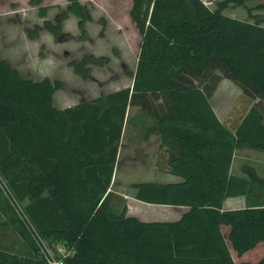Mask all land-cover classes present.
Listing matches in <instances>:
<instances>
[{
	"label": "trees",
	"instance_id": "trees-1",
	"mask_svg": "<svg viewBox=\"0 0 264 264\" xmlns=\"http://www.w3.org/2000/svg\"><path fill=\"white\" fill-rule=\"evenodd\" d=\"M67 1L55 24H45L57 38L69 13L86 34L84 6ZM254 1L264 10V0H223L216 9L203 0H133L142 43L132 87L64 109L55 105L61 81L25 78L0 58V173L41 237L74 252L68 264H264V177L252 166L232 173L238 149L264 152V19L252 13ZM231 4L248 8L253 21L226 15ZM50 9L41 7V17ZM107 62L90 54L72 64L90 77L91 66ZM215 70L242 89L230 124L212 106L215 87L188 77ZM160 95L162 110L150 102ZM130 106L154 120L144 138L160 135L156 168L181 178L131 188L140 201L188 207L178 221L129 216L126 200L109 190ZM235 197L246 207L224 209ZM6 204L29 248L0 243V264H48Z\"/></svg>",
	"mask_w": 264,
	"mask_h": 264
},
{
	"label": "rangeland",
	"instance_id": "rangeland-1",
	"mask_svg": "<svg viewBox=\"0 0 264 264\" xmlns=\"http://www.w3.org/2000/svg\"><path fill=\"white\" fill-rule=\"evenodd\" d=\"M88 15L86 34L80 28V20L69 13L62 27V36L55 37L45 26L46 22L55 24L61 11L68 10L67 0H0V58L9 61L25 77L41 80L49 77L59 80L63 88L55 94V105L64 109L83 101L105 96L113 91L129 87L136 74L138 54L142 36L131 19L133 0H80ZM206 5L216 9L223 0H203ZM257 1L249 2L252 13L264 19V10H256ZM51 6L46 17H41L40 8ZM224 13L245 21H253L248 8L231 4ZM264 25V23H263ZM85 35V36H83ZM107 57L103 66H91V76L83 77L74 72L73 62L85 55ZM189 80L198 86L208 81L215 91L211 96L212 106L221 122L230 124L233 112L239 104L242 89L234 81L223 77L218 71H211ZM154 100V101H153ZM165 96L151 97L150 102L159 110L164 109ZM262 104L264 102H261ZM264 112V104L261 105ZM133 119L142 117L139 106L130 107ZM151 123L154 122L151 116ZM125 133L123 149H157L153 140L147 142L138 131L131 127ZM134 131V133H133ZM246 153H241V151ZM140 159V157H138ZM254 167L264 177V152L253 149H238L235 153L232 173L243 175L246 167ZM139 181L147 178L154 181L176 179L169 173L161 172L152 177L137 173ZM6 197L0 191V243L6 248H29L28 240L21 234L16 215L6 204ZM246 207L245 198H229L226 210ZM175 208V207H172ZM170 211V221L177 220L180 210Z\"/></svg>",
	"mask_w": 264,
	"mask_h": 264
},
{
	"label": "crops",
	"instance_id": "crops-1",
	"mask_svg": "<svg viewBox=\"0 0 264 264\" xmlns=\"http://www.w3.org/2000/svg\"><path fill=\"white\" fill-rule=\"evenodd\" d=\"M132 85L129 87H132ZM118 90H121V89H118ZM130 107L128 108V111H127L126 121L123 127V134H122V138L120 142L118 160H117V164L115 167L112 184L109 190L126 200V203L128 206L127 214L129 216H135L144 222L178 221L181 219V217L186 212L189 211L188 207L172 208L174 206H166V205L151 204V203L143 202V201L136 199L135 197L136 191L131 188V185L134 183L156 182L154 180H150L151 178H147L144 181H139L138 177L135 176L136 172L146 174V177H149V176L152 177L151 175L154 176L155 174H161V172L163 171H159L156 168V160H157L160 143H161L160 135L152 134L149 136L147 140L144 138L147 128L154 125V122L151 123L149 121L150 119L149 117L145 118L147 114H145L144 112L140 119H137V120L133 119L129 114ZM130 122H132L131 127L138 131L137 134L139 135V137L142 135L144 140L147 142H150L151 140H153L152 143L154 142L157 143V149H123L124 145L126 144L124 143L125 133H126V130ZM241 153H246V151L243 150L241 151ZM138 157H140V159H138ZM174 177H176V179H169V180L157 181V182L158 183H172V182L181 181V178L177 176H174ZM237 198H241V197H237ZM227 201L228 199L225 201L224 209H226L225 206H226ZM173 209L180 210L181 212L179 213L177 220L170 221L169 220L171 219V215L169 214L170 211H167V210H173ZM229 210H232V209H229Z\"/></svg>",
	"mask_w": 264,
	"mask_h": 264
},
{
	"label": "built area",
	"instance_id": "built-area-1",
	"mask_svg": "<svg viewBox=\"0 0 264 264\" xmlns=\"http://www.w3.org/2000/svg\"><path fill=\"white\" fill-rule=\"evenodd\" d=\"M0 190L2 191L8 202L11 204V206L14 208L16 213L19 215L21 220L25 222L34 241L40 248L41 256L48 262V264H68L65 259L73 255L74 252L66 251V249L61 245L56 246V250H54L53 247H51L49 243L41 237V235L27 218L23 205L17 201L7 181L4 179L1 173Z\"/></svg>",
	"mask_w": 264,
	"mask_h": 264
}]
</instances>
